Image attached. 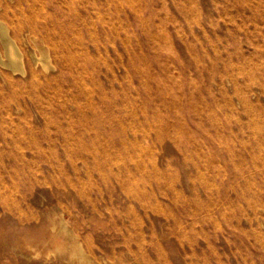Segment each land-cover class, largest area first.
<instances>
[{
	"label": "rangeland",
	"instance_id": "rangeland-1",
	"mask_svg": "<svg viewBox=\"0 0 264 264\" xmlns=\"http://www.w3.org/2000/svg\"><path fill=\"white\" fill-rule=\"evenodd\" d=\"M73 244L264 264V0H0V264Z\"/></svg>",
	"mask_w": 264,
	"mask_h": 264
},
{
	"label": "bare ground",
	"instance_id": "bare-ground-1",
	"mask_svg": "<svg viewBox=\"0 0 264 264\" xmlns=\"http://www.w3.org/2000/svg\"><path fill=\"white\" fill-rule=\"evenodd\" d=\"M2 23H4V22H2ZM5 26H6V24H5ZM7 32V31H6ZM9 36H10V34H9ZM4 40V39H3ZM5 42V41H4ZM7 45V44H6ZM6 52V51H5ZM21 52V51H20ZM7 53H8V55H9V57H10V62H11V65H12V67L16 70V69H18L19 67H21L22 68V65H21V61H20V57L21 56H19V54H18V52L16 51V49L13 47V45L12 44H9L8 45V49H7ZM8 57V58H9ZM23 57V56H22ZM3 60V59H2ZM8 62V61H7ZM2 64V63H1ZM5 64H6V61H5ZM10 64V63H9ZM7 66V65H6ZM64 229V228H63ZM81 247H79V245H77V244H73L72 246H71V250L73 251V254H75V255H78L79 256V260L81 261V263L82 262H84V263H86V264H90L89 262H88V259L86 258V256L83 254V252H82V250L83 249H80ZM58 249V248H57ZM56 249V250H57ZM66 250L68 251V249H59V251L60 252H66ZM58 251V250H57ZM71 256H73V255H71ZM88 257V256H87ZM91 261V260H90ZM92 262V261H91Z\"/></svg>",
	"mask_w": 264,
	"mask_h": 264
}]
</instances>
